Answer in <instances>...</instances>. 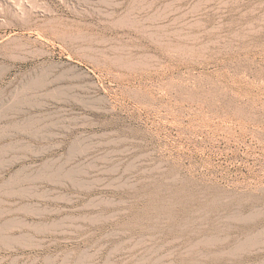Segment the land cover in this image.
<instances>
[{"label": "rangeland", "instance_id": "1", "mask_svg": "<svg viewBox=\"0 0 264 264\" xmlns=\"http://www.w3.org/2000/svg\"><path fill=\"white\" fill-rule=\"evenodd\" d=\"M13 23L88 78L0 49V264H264V0H0Z\"/></svg>", "mask_w": 264, "mask_h": 264}, {"label": "bare ground", "instance_id": "2", "mask_svg": "<svg viewBox=\"0 0 264 264\" xmlns=\"http://www.w3.org/2000/svg\"><path fill=\"white\" fill-rule=\"evenodd\" d=\"M14 23L5 24L7 31L0 36V49L7 61L32 65L34 77L41 85L59 91L82 87V82L88 78L87 73L70 57L57 53L39 28Z\"/></svg>", "mask_w": 264, "mask_h": 264}]
</instances>
